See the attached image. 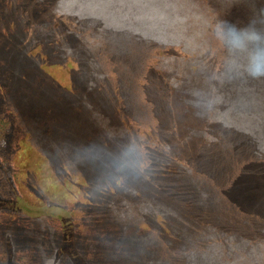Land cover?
Returning a JSON list of instances; mask_svg holds the SVG:
<instances>
[{
    "label": "rangeland",
    "instance_id": "obj_1",
    "mask_svg": "<svg viewBox=\"0 0 264 264\" xmlns=\"http://www.w3.org/2000/svg\"><path fill=\"white\" fill-rule=\"evenodd\" d=\"M225 19L264 0H0V264H264V78Z\"/></svg>",
    "mask_w": 264,
    "mask_h": 264
},
{
    "label": "clouds",
    "instance_id": "obj_2",
    "mask_svg": "<svg viewBox=\"0 0 264 264\" xmlns=\"http://www.w3.org/2000/svg\"><path fill=\"white\" fill-rule=\"evenodd\" d=\"M216 34L233 56L243 59V63L234 60L231 71L242 72L252 79L264 78V30L256 27V21L237 26L227 19L220 20Z\"/></svg>",
    "mask_w": 264,
    "mask_h": 264
}]
</instances>
